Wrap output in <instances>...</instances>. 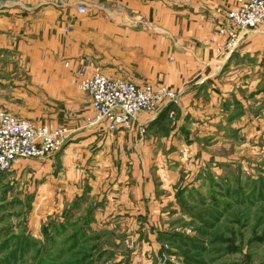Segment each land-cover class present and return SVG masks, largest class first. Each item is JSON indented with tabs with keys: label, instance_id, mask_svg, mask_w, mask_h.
<instances>
[{
	"label": "rangeland",
	"instance_id": "rangeland-1",
	"mask_svg": "<svg viewBox=\"0 0 264 264\" xmlns=\"http://www.w3.org/2000/svg\"><path fill=\"white\" fill-rule=\"evenodd\" d=\"M9 4L22 7L12 0L0 2V8ZM79 7L87 14L85 5ZM23 29L13 25L11 42L0 47V106L31 121L75 113L71 102L80 89L74 72L85 65L100 68L84 59L54 64L55 50L36 47V34L27 36ZM73 62L79 65L75 70ZM66 69H72L70 80ZM259 88L253 92L264 93V83ZM168 89L179 96V106V93ZM236 102L229 117H217L216 134L200 138L204 150L211 147L212 162L188 161L190 147L183 145L171 169L179 175L173 185L176 205L164 206L156 220L149 211L140 215L136 209L108 206L103 189L117 183L111 180L118 179L119 165L113 161L118 171L111 177L99 179L98 171L86 176L91 159L84 160L91 148H79L75 163L63 155L69 142L42 161L16 163L0 175V264H264V113L261 119L263 111L254 112L251 105L247 113ZM177 116L176 110L169 113L173 128ZM145 129L139 130L143 141ZM153 169L158 167L151 169L156 177Z\"/></svg>",
	"mask_w": 264,
	"mask_h": 264
},
{
	"label": "crops",
	"instance_id": "crops-1",
	"mask_svg": "<svg viewBox=\"0 0 264 264\" xmlns=\"http://www.w3.org/2000/svg\"><path fill=\"white\" fill-rule=\"evenodd\" d=\"M10 1L0 0L5 4ZM18 1L22 7L13 9L9 4L0 8V47L8 46L13 25H18L24 27L25 35L36 34V47L55 50L54 64L84 59L108 77L138 86L170 88L181 97L179 106H169L160 114L141 113L129 131L110 133L103 125L89 126L85 117L92 114L91 98L80 90L71 102L74 118L62 114L60 118L32 119L71 130L63 154L68 163L78 161L79 148H91L87 153L90 158L84 160L86 163L91 159L90 168L83 170L86 176L98 171L99 179L111 177L118 171L113 161L118 163V179L111 180L117 183L103 189L102 194H106L110 207L136 209L140 215L149 211L156 220L164 206L176 205L173 185L179 175L171 169L172 163L181 158L179 151L185 143L190 147L188 161L212 162L215 157L211 147L204 150L200 138L216 134L214 123L221 121L217 117H229L238 101L247 113L251 105L254 112L263 111V119L264 93L253 91L264 83V24L242 37L230 53H221L226 38L217 35L237 0ZM80 5L87 7V14L78 13ZM78 66L73 62L74 70ZM71 74L72 69H66L67 80ZM173 110L178 113L176 128L168 118ZM77 111L82 115L76 116ZM247 121L244 119L242 124L246 126L249 118ZM139 126L147 128L144 141ZM155 166L156 177L151 173ZM109 169L111 173H106ZM94 189L99 193V188Z\"/></svg>",
	"mask_w": 264,
	"mask_h": 264
},
{
	"label": "built area",
	"instance_id": "built-area-1",
	"mask_svg": "<svg viewBox=\"0 0 264 264\" xmlns=\"http://www.w3.org/2000/svg\"><path fill=\"white\" fill-rule=\"evenodd\" d=\"M80 14L86 13L79 7ZM264 24V0H237L217 35L226 38L221 53L237 48L242 37ZM70 67V64H66ZM92 65L74 72L73 82L91 98L92 114L86 118L89 126H105L110 133L131 129L141 113L154 112L179 104V96L168 88L138 86L121 78H111ZM174 113H172L173 115ZM145 133V127L139 128ZM71 138L67 126L37 123L18 117L0 106V175L9 172L22 160L42 161L59 151ZM166 264L165 260L162 261Z\"/></svg>",
	"mask_w": 264,
	"mask_h": 264
}]
</instances>
